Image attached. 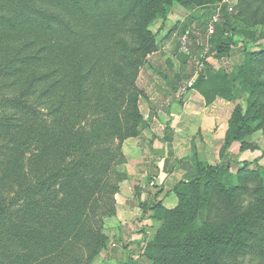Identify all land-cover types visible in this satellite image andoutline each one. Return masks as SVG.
I'll list each match as a JSON object with an SVG mask.
<instances>
[{
  "label": "rangeland",
  "instance_id": "obj_1",
  "mask_svg": "<svg viewBox=\"0 0 264 264\" xmlns=\"http://www.w3.org/2000/svg\"><path fill=\"white\" fill-rule=\"evenodd\" d=\"M219 2L190 0L183 6L172 1L164 10L154 5L151 11L156 9L159 14L150 17L146 27L153 47L147 52V46L142 48L134 43L138 67L132 65V59L122 58L119 70L111 63L104 66L99 62V66L89 69L88 77L80 84L74 78L79 74L76 69V74H68L67 79H61L59 71L51 74L49 80L35 84L29 83L33 70L0 75V114L31 116L32 123H42L41 130L49 144L52 145V137H61L57 144L62 151L55 158L45 145L43 158L28 156L29 153L21 155L24 171L17 181V177L7 175L8 170L4 171L5 157L0 152V209H4L0 225L5 228L4 233L12 234L0 242L7 247L0 255V264H17L5 254L14 245L22 251L25 264H208L210 257L218 264H264V171L255 165L264 158V51L255 42L244 45L247 37L236 35L228 54L220 60L203 53L206 25ZM238 2L231 12L224 7L220 10L223 40L230 37L231 29H244L256 35L264 32V0ZM114 11L123 14L121 8ZM138 15L125 24L113 23L114 28L128 32L131 25L141 20ZM105 34L101 30L89 49L101 45ZM209 42L213 44L212 38ZM74 48L77 45L70 48V56ZM122 53L121 47L117 57ZM206 63L216 65L215 72L208 75L218 80L207 86L213 100L227 101L225 117L229 120L236 113L237 118L248 116L251 122L242 144L247 146L244 149L237 146V155L229 150L222 159L218 156V162L210 164L225 166L217 179L220 189L205 188L204 182L197 180L193 167L198 161L195 152L198 139L203 140L199 134L178 137L184 139L183 146L188 149L176 158L172 153L169 162L160 166L153 163L158 158L151 147L155 138L159 141L170 134L161 129L164 124L160 115L166 119L168 103L174 99L184 108V101L192 92L189 93V87L184 92L179 89L186 82L193 86ZM45 65L36 63L33 69L43 71ZM196 98L204 99L200 94ZM199 104L203 107L201 100ZM27 105L31 108H26ZM259 107L262 111L258 114ZM146 108L151 118L144 116ZM18 120V117L11 119L13 129L20 125ZM259 122L262 126L251 130ZM60 131L65 133L58 134ZM29 149L33 151L34 146ZM87 149L91 153L85 155ZM246 150L251 151L246 154ZM255 150L259 151L258 156H254ZM54 164L57 168L62 165L63 172L56 171L45 182L40 181L44 171L52 173ZM187 165H192L191 172ZM66 168L91 172L99 178L90 186L78 174L66 176ZM179 181L191 182L183 190L192 197L189 209L183 212L172 210L178 205V198L172 208L163 205ZM115 185L118 190L109 197L126 212L121 209L102 216L103 207L110 205L107 191ZM141 197L160 202L161 206L143 215L138 204ZM247 206L260 216L259 223L246 226L249 244H254L258 253L242 256V250L221 257L222 248L213 253L200 244L203 229L227 230L235 214ZM14 210L22 219L20 224H14ZM54 211L66 221L59 230L52 217ZM34 248L36 251L32 253Z\"/></svg>",
  "mask_w": 264,
  "mask_h": 264
},
{
  "label": "trees",
  "instance_id": "obj_2",
  "mask_svg": "<svg viewBox=\"0 0 264 264\" xmlns=\"http://www.w3.org/2000/svg\"><path fill=\"white\" fill-rule=\"evenodd\" d=\"M172 1L183 6H186L190 2V0H0V75L3 72L7 73L9 71L20 70L22 72L23 69L24 71L33 70L29 83L35 84L36 82L49 80L51 74H56L59 71L62 73L61 79H67L68 74L75 73L74 70L76 69L79 74L77 75L75 73L76 76L74 78L80 84L88 77L89 69H94L99 62H103L104 66H108L111 63L110 65L112 67H116L119 70L121 66L118 67V65L122 58L132 59L134 62L132 65L138 67L140 63L134 56V43L142 46V48L147 46V52L153 47H151L153 43L152 38L148 31H146V27L150 22V17L159 13H156V9L154 11H151V9L155 5L159 9L164 10V7ZM219 1L221 0H208L212 4L218 3ZM116 8H121V12L123 13L121 16L119 13H116L117 11H114ZM136 15H141V20H139L137 25H131L128 32L114 28L113 23L120 21L125 24L133 17H137ZM219 22L215 25L214 33L211 36L213 44H211L209 56L217 60L226 56L230 50L232 41H234L233 38L236 35L247 37L244 45L247 46V44L255 42L260 50L264 51V32L256 35L254 32L244 29H231V35L226 41L223 40L224 29ZM101 30L106 31V34L103 35L104 41L101 45H94L93 50L89 49L91 47V41L96 40ZM73 44L77 45V49L74 48L73 56H70V48ZM121 47L123 53L119 58L117 56L121 52ZM42 53H46V55L43 56ZM40 62L46 63L43 71H34L33 65ZM88 63L89 67H87ZM215 68L216 65L206 63L192 86L194 90L204 97L207 104L213 101V97L210 96L211 89H209L210 87L207 84H215L216 80H218V77L208 75L215 72ZM247 89L250 92H256L248 87ZM26 108L31 107L28 106ZM261 111L262 107H259L256 113L259 114ZM30 113L34 114V111L31 109ZM15 117L20 119L18 120L20 125L17 126L18 128L13 129L11 119ZM250 124L251 122L248 116L237 118L236 113L228 120V128L225 132L224 142L219 151V157L221 159L225 153L228 154L230 145L233 142H240L241 149L247 146L242 144H244V137L249 133L250 129L248 125ZM261 126L262 124L259 122L251 130L258 129ZM41 128H44L42 123H32L31 116H22L15 112L11 115H7L6 113L0 114V140H3V143L0 144V152L5 157L3 169L4 171H9L7 175L11 174V177H17L16 181L23 176L22 173L24 171L20 161L21 155L25 156V154L29 153L28 156L33 155L43 158L41 153L45 151L44 148L46 145L48 150H52L55 158L60 157L62 151L59 150L57 143H59L61 137H52L51 145L49 144V140L46 139L45 134L42 133ZM60 132L58 134L65 133V131ZM163 140L166 142L167 147L170 148L172 141L171 135L167 133ZM30 146H34L33 151H30ZM90 153L91 150L87 149L85 155ZM26 157L25 160L27 162L28 159ZM56 162L59 163L58 160ZM255 163L257 169L264 171V167L258 161ZM242 164L244 166L248 165L247 162H243ZM52 166H54V168L52 167V173H50V170L44 171L42 175L40 174V181L45 182L56 171L63 172L62 165H59L58 168L55 164ZM224 167L221 163L210 165L197 161L193 168H195L196 174L198 175L197 180L201 179L204 182L202 186L205 188L218 187L220 189L217 179H219L221 170L225 169ZM65 170L67 171L66 176L78 174L86 178L90 186L96 184L99 178L94 173H88L83 170L78 171L75 168H66ZM190 184V181H179L173 187L172 192L178 198V205L172 210L179 211L182 209L183 212L185 209H189V201H191L192 197L191 195H185L183 190L185 185ZM106 185L109 187L108 183ZM111 189L107 191L110 205L103 207L102 216L113 215L116 210L121 209V205L109 197L118 190V186H112ZM240 189H244V187L240 185ZM135 196L139 198V192H136ZM138 204L143 215L149 210L161 206L160 202L154 203L148 200L138 201ZM244 209L246 211H240L235 214L227 230L203 229L202 235L199 237L200 244L213 253L222 248L221 257L234 255L238 252L241 253L242 250H244L242 256L248 255L249 253H258V250L254 249V244H249L250 240L247 235L248 226H252V223L255 222L259 223L260 216L257 214V210L253 213L249 206ZM15 210L13 211L15 217L14 224H20L22 219L18 217L19 215H16ZM3 212L4 209H0V218L3 216ZM52 214L56 222V229H61L62 225L66 222L65 219L63 220L56 211L52 212ZM3 230L5 228L0 225V242L12 235L9 232L7 234L4 233ZM81 230L83 231V229ZM79 231L77 230V232ZM62 233L63 229L60 230L59 234L61 235ZM6 248V245H0V250L2 251L0 255H2ZM39 249L37 247V250ZM35 251L36 249L34 248L32 253ZM7 252L5 254L14 258L17 264H25L24 255H22V251L17 250V245H14L12 248L9 247ZM43 256L41 255V257ZM210 258L212 259V257ZM211 259L207 260L208 264H218L215 259ZM233 260L231 258V261Z\"/></svg>",
  "mask_w": 264,
  "mask_h": 264
},
{
  "label": "crops",
  "instance_id": "obj_3",
  "mask_svg": "<svg viewBox=\"0 0 264 264\" xmlns=\"http://www.w3.org/2000/svg\"><path fill=\"white\" fill-rule=\"evenodd\" d=\"M189 93V98L185 99L184 101V108H181L180 104L177 102L176 99H172L173 101L171 103H168L169 108H167V111L169 110V112L166 116V119H162V115H160V119L164 124L161 126V129L163 130V132L170 131L172 141L170 148L167 147V144L165 146L161 142L164 141L163 139L158 141L157 138H155V140L153 141L151 146L152 152L158 158L154 159L153 163H159V166L160 163L162 165L163 163H168V156L170 157L172 153H174V158H176L175 156L181 154L180 152L182 150L188 149V147L184 148L183 146L185 144L184 139H179L178 137L185 138V136H196L197 134L202 136L203 140L198 139V143L196 145L197 151H195L197 153L196 159L199 162H208L209 164H214L219 161L218 152L224 142L225 132L228 128V116L225 117L226 113L224 110V103H226L227 101H224V99H216L213 100V102H211L210 104H207L204 99L196 98V95L198 96L199 94L192 87L190 88ZM200 100L203 103V107H201L199 104ZM221 109H223L224 111H222ZM144 116L150 117L147 108ZM191 146L189 147L191 148ZM237 146L239 148L240 143L233 142L229 148L230 152L233 154L235 153L237 155L239 153V149H236ZM166 149L168 150L166 151ZM246 151H244V153L247 154L251 150ZM253 153L255 154L254 156L259 155L258 150L253 151ZM258 163L264 166V158L258 160ZM191 167L192 165L186 166V168H190L188 172H191L193 170ZM176 170L180 169L176 168ZM143 198L144 197H141L140 201H145V199ZM176 204V195L173 192H169L163 202V205L167 206L168 208H172ZM121 209L122 211L124 209L122 205Z\"/></svg>",
  "mask_w": 264,
  "mask_h": 264
},
{
  "label": "built area",
  "instance_id": "obj_4",
  "mask_svg": "<svg viewBox=\"0 0 264 264\" xmlns=\"http://www.w3.org/2000/svg\"><path fill=\"white\" fill-rule=\"evenodd\" d=\"M238 0H221L218 5H216V8L214 10V13L210 17L209 21L207 22V28H206V36H207V42L204 45L203 53L205 55H208L211 49V43L209 42V39L214 33L215 25L220 21V10L222 7H224L228 12H231L233 10V7L237 4ZM208 57H211L208 55ZM191 88L190 82L184 83L181 88L179 89V92H184L185 89Z\"/></svg>",
  "mask_w": 264,
  "mask_h": 264
}]
</instances>
